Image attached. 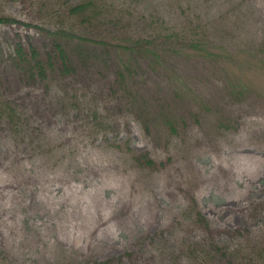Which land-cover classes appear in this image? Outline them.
<instances>
[{"label":"rangeland","instance_id":"1","mask_svg":"<svg viewBox=\"0 0 264 264\" xmlns=\"http://www.w3.org/2000/svg\"><path fill=\"white\" fill-rule=\"evenodd\" d=\"M81 1L0 0V264H264V0Z\"/></svg>","mask_w":264,"mask_h":264},{"label":"trees","instance_id":"2","mask_svg":"<svg viewBox=\"0 0 264 264\" xmlns=\"http://www.w3.org/2000/svg\"><path fill=\"white\" fill-rule=\"evenodd\" d=\"M94 1L97 0H82L81 2L74 4L71 6V12L74 14H83L86 12H93L96 10V4ZM17 20L1 16L0 17V23L1 24H10L12 22H16ZM51 33V32H50ZM55 35V34H54ZM79 37H83L78 35ZM52 38V37H51ZM54 40L57 42L54 44V50L56 51L57 58L59 59V62L54 65L55 61H52V58H49V54L47 53V59H43L41 57L39 47L35 44L29 45V47L26 49L23 44L17 43L16 48L14 50V57L17 58L20 62H22L25 66L24 71L30 75H36V74H43L47 72V68L49 66H53V68H58L63 73L71 72L72 67L74 64L71 60V54L69 53L67 43L70 41L69 37L64 35H59L57 37H53ZM86 40L83 37L82 39L78 40L75 43L73 51L78 52L81 56H85L87 53L86 50ZM196 49L195 51H203L202 54L205 56H208V58H213L214 53L212 51L215 50V47L211 45L208 48H205L204 46H201L199 43L193 44ZM132 48V47H130ZM213 48V49H212ZM133 49V48H132ZM27 50V51H26ZM21 71H23L20 68Z\"/></svg>","mask_w":264,"mask_h":264}]
</instances>
